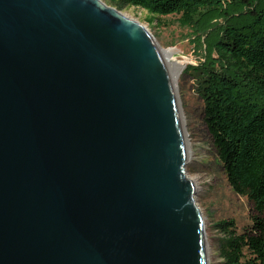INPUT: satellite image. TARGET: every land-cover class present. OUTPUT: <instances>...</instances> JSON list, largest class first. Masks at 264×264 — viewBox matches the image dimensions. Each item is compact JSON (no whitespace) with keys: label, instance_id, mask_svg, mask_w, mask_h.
<instances>
[{"label":"water","instance_id":"water-1","mask_svg":"<svg viewBox=\"0 0 264 264\" xmlns=\"http://www.w3.org/2000/svg\"><path fill=\"white\" fill-rule=\"evenodd\" d=\"M160 48L101 0H0V264H207Z\"/></svg>","mask_w":264,"mask_h":264},{"label":"trees","instance_id":"trees-1","mask_svg":"<svg viewBox=\"0 0 264 264\" xmlns=\"http://www.w3.org/2000/svg\"><path fill=\"white\" fill-rule=\"evenodd\" d=\"M151 16H176L196 30L206 13L252 9L259 0H119ZM250 21L231 24L214 43L215 62L199 81L203 121L233 193L246 198L254 214L240 227L218 223L221 264H264V0Z\"/></svg>","mask_w":264,"mask_h":264},{"label":"rangeland","instance_id":"rangeland-1","mask_svg":"<svg viewBox=\"0 0 264 264\" xmlns=\"http://www.w3.org/2000/svg\"><path fill=\"white\" fill-rule=\"evenodd\" d=\"M144 26L153 36L168 65L177 103L181 111L186 145L189 150L187 176L195 184L196 203L202 213L207 245V264H221L216 225L234 220L240 227L249 224L253 205L233 193L223 173L213 141L203 121V102L199 81L210 63L215 62L214 43L231 24L250 21L262 1L252 9L206 13L196 30L182 27L176 16L158 17L153 23L148 13L136 7L119 8V0H101Z\"/></svg>","mask_w":264,"mask_h":264},{"label":"bare ground","instance_id":"bare-ground-1","mask_svg":"<svg viewBox=\"0 0 264 264\" xmlns=\"http://www.w3.org/2000/svg\"><path fill=\"white\" fill-rule=\"evenodd\" d=\"M127 17V16H126ZM162 53V52H161ZM164 58V57H163ZM165 60V59H164ZM178 109H179V105H178ZM179 112H180V115H181V111H180V109H179ZM181 118H182V115H181ZM186 147H187V145H186ZM187 150H188V148H187ZM188 154H189V150H188Z\"/></svg>","mask_w":264,"mask_h":264}]
</instances>
